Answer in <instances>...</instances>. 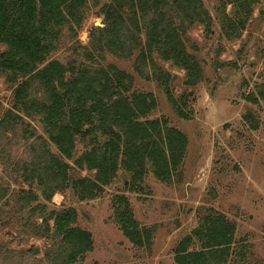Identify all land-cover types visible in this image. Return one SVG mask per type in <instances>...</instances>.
<instances>
[{
  "label": "rangeland",
  "instance_id": "1",
  "mask_svg": "<svg viewBox=\"0 0 264 264\" xmlns=\"http://www.w3.org/2000/svg\"><path fill=\"white\" fill-rule=\"evenodd\" d=\"M110 2L90 0L81 27L63 30L52 59L77 68L113 65L133 76L134 91L153 94L157 102L148 119L166 120L187 137L183 164L172 182L162 183L149 172L132 190L128 186L131 176L121 170L93 201H80L71 189L48 201L44 191L34 187L39 201L31 207L75 210V226L89 232L93 240V251L77 264H176L177 246L205 226L208 218L220 217L234 227L227 264H264V0L253 7L238 39L229 38L222 26L224 13L236 19L238 8L228 0H204L213 20L211 34L201 25L187 33L189 52L203 70L195 87L184 85L185 71L153 56L155 64L173 78L169 90L177 106L152 76L151 68L147 71L150 79L137 70L138 53L118 58L93 48L92 33L104 27L101 9ZM13 106V89L0 75V120ZM48 138L39 117L25 118L22 126L10 131L0 130V264H55L53 240L35 235L41 216L21 208L20 191L29 185L13 166L31 161L32 146L40 148L38 144L48 143ZM50 148L57 153L54 146ZM83 151L78 147L76 157ZM75 175L95 178L87 170ZM120 198L128 201L141 228L152 232L148 248L135 247L123 235L117 219Z\"/></svg>",
  "mask_w": 264,
  "mask_h": 264
},
{
  "label": "trees",
  "instance_id": "2",
  "mask_svg": "<svg viewBox=\"0 0 264 264\" xmlns=\"http://www.w3.org/2000/svg\"><path fill=\"white\" fill-rule=\"evenodd\" d=\"M89 1L0 0V75L13 89L14 101L13 109L0 120V130L10 131L22 126L25 118L39 117L48 134V143L32 146L31 161L13 166L29 185L20 191L21 208L41 216L35 235L53 240L55 264L83 261L93 251L92 235L75 226L77 216L72 208L56 212L48 211L46 205L31 207L39 201L34 187L42 189L48 201L71 189L83 202L103 195L121 170L131 176L130 190L149 172L160 182L170 183L188 148L187 137L166 120L148 119L157 102L153 94L134 91L130 74L113 65L77 68L52 59L63 30L81 27ZM228 1L238 11L236 19L224 13L222 26L229 38L238 39L260 0ZM101 15L104 27L92 33L93 48L118 58L138 53L137 70L150 79L147 71L151 68L175 106L177 101L169 90L173 78L155 64L154 55L185 71V86L200 82L203 70L189 52L187 33L201 25L211 34L213 20L204 0H111ZM180 115L187 119L181 111ZM80 146L84 151L76 157ZM84 170L94 172L95 178L75 175ZM119 202L117 219L123 235L135 247L148 248L152 232L136 222L127 200L120 198ZM205 223L177 246L176 264L228 263L234 227L221 217L208 218ZM197 243L200 248L194 250Z\"/></svg>",
  "mask_w": 264,
  "mask_h": 264
}]
</instances>
